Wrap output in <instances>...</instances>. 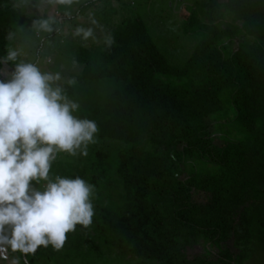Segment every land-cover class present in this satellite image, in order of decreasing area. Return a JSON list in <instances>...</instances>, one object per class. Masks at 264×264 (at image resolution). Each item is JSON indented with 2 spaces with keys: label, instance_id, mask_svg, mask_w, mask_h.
<instances>
[{
  "label": "trees",
  "instance_id": "16d2710c",
  "mask_svg": "<svg viewBox=\"0 0 264 264\" xmlns=\"http://www.w3.org/2000/svg\"><path fill=\"white\" fill-rule=\"evenodd\" d=\"M124 3L92 11L96 39L71 43L78 70L62 85L98 132L87 155L56 156L50 178L94 186L92 224L27 264H248L264 254V0L185 1L172 42ZM43 7L0 0V57L20 51ZM56 13L54 35L66 18ZM12 67L0 64V80Z\"/></svg>",
  "mask_w": 264,
  "mask_h": 264
},
{
  "label": "clouds",
  "instance_id": "9594fccd",
  "mask_svg": "<svg viewBox=\"0 0 264 264\" xmlns=\"http://www.w3.org/2000/svg\"><path fill=\"white\" fill-rule=\"evenodd\" d=\"M39 3L66 11L74 0ZM90 23L97 24L95 19ZM56 25L54 18L44 15L32 28L47 35ZM73 35L95 39L92 27L78 26ZM14 36L10 32L8 39ZM113 42L110 36L103 38L106 46ZM20 55L9 47L0 57V64L13 65L7 79L0 80V261H9L10 253L18 254L10 264H19L21 258L27 264V257L41 247L59 251L67 234L78 225L87 229L95 215L92 184L79 176L50 178V171L59 153L87 155L97 124L74 115L80 105L60 86L59 73L20 60Z\"/></svg>",
  "mask_w": 264,
  "mask_h": 264
},
{
  "label": "rangeland",
  "instance_id": "374dc122",
  "mask_svg": "<svg viewBox=\"0 0 264 264\" xmlns=\"http://www.w3.org/2000/svg\"><path fill=\"white\" fill-rule=\"evenodd\" d=\"M85 1L87 0H74V3L68 7L66 11L63 9V7L46 8L45 6L41 8L39 10V18L44 15L53 18L54 13L56 12L58 13L55 14V17H61L62 15L63 17L65 16L67 18L64 20L62 31L54 35L53 31L57 29L56 26L53 28V31L47 35L37 34L31 30L27 33H23L18 39L21 41L19 46L21 55L19 59L36 63L40 65L44 71L59 73L61 76V80L59 81L60 86L64 85V76H66L68 72H74L78 70V65L74 61L73 53L69 49L72 48L71 43H83L84 40L73 35L75 28L78 26L92 27L94 35L96 36L97 33H95V28L98 26V24L95 26L90 23V20L94 19V17H92V13L94 12L93 14H96L99 17L98 19H102L103 11L107 10L108 12V10H111L112 8L117 9L123 5H127L126 2L124 3L125 0H102L96 4V7H91L88 10V15L82 19L79 17H74V14L78 11V7ZM185 1L186 5H195V3L198 2V0H133V7L130 4H128V6H131L130 8L136 10L140 14L141 18H143L142 20L146 21L147 25L152 28V31H156V29L162 31V35H159L158 37L159 41L162 42V40L165 38L167 40L170 39L172 42L175 40L171 39L179 38V31L177 28H180L184 19H186L188 15L187 11H181V8L185 6ZM58 22H61V20ZM173 23L176 27L173 25ZM59 39H63V41L66 40L70 47L67 48L61 45ZM171 42L169 44H171ZM183 42L185 44L188 42V40H184ZM236 46L237 44H234V51L236 50ZM179 47V45H176V47L173 45L174 49L170 50L178 51ZM176 60L178 62V59ZM219 141V139L216 140L217 143H220ZM67 155V153H59L57 156L58 158H63ZM202 248L203 247L200 245L197 249L198 251H202ZM213 252H216V250ZM0 264H8V261H0ZM248 264H264V254L254 255Z\"/></svg>",
  "mask_w": 264,
  "mask_h": 264
}]
</instances>
